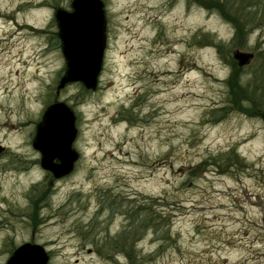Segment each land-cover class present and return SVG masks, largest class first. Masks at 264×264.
<instances>
[{
  "label": "rangeland",
  "instance_id": "obj_1",
  "mask_svg": "<svg viewBox=\"0 0 264 264\" xmlns=\"http://www.w3.org/2000/svg\"><path fill=\"white\" fill-rule=\"evenodd\" d=\"M102 1L97 88L57 97L79 158L54 178L31 141L71 0H0V264L28 241L49 264H264V0Z\"/></svg>",
  "mask_w": 264,
  "mask_h": 264
},
{
  "label": "water",
  "instance_id": "obj_2",
  "mask_svg": "<svg viewBox=\"0 0 264 264\" xmlns=\"http://www.w3.org/2000/svg\"><path fill=\"white\" fill-rule=\"evenodd\" d=\"M54 19L65 68L56 86L55 101L43 110L31 145L40 154L41 168L54 178H61L72 172L79 158L73 148L78 129L74 111L57 97L70 83H80L90 91L97 88L106 45L104 3L71 0L70 10L55 9ZM232 55L239 66L251 57L250 53L240 51ZM47 261L41 245L25 243L10 254L5 264H48Z\"/></svg>",
  "mask_w": 264,
  "mask_h": 264
},
{
  "label": "trees",
  "instance_id": "obj_3",
  "mask_svg": "<svg viewBox=\"0 0 264 264\" xmlns=\"http://www.w3.org/2000/svg\"><path fill=\"white\" fill-rule=\"evenodd\" d=\"M214 7H217V6H214ZM218 8H219V10L224 9L223 5H222V6H218ZM224 10H225V9H224ZM224 10H222V11L225 12ZM225 15H226V16H224V17H225L226 19H228V20H230V21H231V19L234 20V18H233V17L231 18L230 15H229L228 13L225 12ZM229 17H230L231 19H230ZM235 21H236V20H235ZM237 72H238V71H237ZM237 72H236V75H235V79H236V80H237V75H238ZM236 88H237L238 91L241 90V89H243V91L246 92V90H244V88L242 87V85H241L240 83H237ZM245 94H246V93H245ZM249 97H250V96H249ZM245 98H248V97H245ZM248 99H250V98H248Z\"/></svg>",
  "mask_w": 264,
  "mask_h": 264
},
{
  "label": "flooded vegetation",
  "instance_id": "obj_4",
  "mask_svg": "<svg viewBox=\"0 0 264 264\" xmlns=\"http://www.w3.org/2000/svg\"><path fill=\"white\" fill-rule=\"evenodd\" d=\"M28 242H30V243H34L33 241H28ZM23 244H25L24 242L23 243H21V244H19L18 246H16L15 248H14V250L15 249H18L20 246H22ZM13 250V251H14ZM45 250V249H44ZM45 252H46V254H47V256H48V264H49V262H50V254L45 250Z\"/></svg>",
  "mask_w": 264,
  "mask_h": 264
},
{
  "label": "bare ground",
  "instance_id": "obj_5",
  "mask_svg": "<svg viewBox=\"0 0 264 264\" xmlns=\"http://www.w3.org/2000/svg\"><path fill=\"white\" fill-rule=\"evenodd\" d=\"M202 8H204V7H202ZM42 12H45L44 10H41ZM149 25V24H148ZM160 75H163V74H160ZM13 129H15L14 127H12Z\"/></svg>",
  "mask_w": 264,
  "mask_h": 264
}]
</instances>
